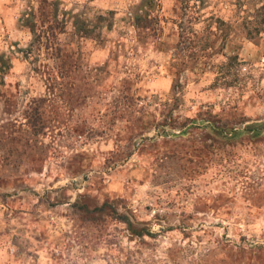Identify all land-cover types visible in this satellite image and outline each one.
I'll list each match as a JSON object with an SVG mask.
<instances>
[{
    "label": "rangeland",
    "instance_id": "374dc122",
    "mask_svg": "<svg viewBox=\"0 0 264 264\" xmlns=\"http://www.w3.org/2000/svg\"><path fill=\"white\" fill-rule=\"evenodd\" d=\"M49 1L68 22L58 40L40 0H0V114L24 122L40 98L56 113L29 162L0 172V264H106L120 247L157 264H264V0H161L153 39L133 24L141 0ZM210 16L224 21L211 34ZM76 20L100 37L80 39ZM46 44L76 62L65 79ZM80 196L122 201L155 238L83 223L70 209Z\"/></svg>",
    "mask_w": 264,
    "mask_h": 264
},
{
    "label": "trees",
    "instance_id": "16d2710c",
    "mask_svg": "<svg viewBox=\"0 0 264 264\" xmlns=\"http://www.w3.org/2000/svg\"><path fill=\"white\" fill-rule=\"evenodd\" d=\"M138 13L134 15L133 24L136 29L137 35L141 36L144 39H153L160 36L162 33V3L161 0H141L138 7ZM31 16H28V19L25 21L27 26H30L31 32L36 31L35 25L37 16L33 13ZM100 21H103V18H99ZM38 21L48 24V32L52 36V39L58 40V34H65L67 32L68 22L59 17V6L56 1L49 0H40V10ZM204 23H207L209 31L211 30L214 23L224 24V21H221L219 18L215 19L214 16L203 19ZM73 26L76 28L75 35H78L80 39H89L91 36L100 37V32H97V28H91L87 21L76 20L73 22ZM211 34V31H210ZM180 36L184 37L183 33H180ZM39 41V40H38ZM209 41V39H208ZM209 43L207 44V46ZM46 48L53 49V54L51 58L62 60L61 65H54L60 74L61 78L65 79L68 76L66 65L76 67V62H71L69 59H72V55L67 53L65 49H62L60 45L50 46L46 44ZM228 66L234 67L238 65L239 57L237 55L227 56ZM0 64L2 65V73L6 69H10L11 65L8 62V57L4 54L0 55ZM48 66V65H47ZM49 67V66H48ZM66 73V75H64ZM4 82V79L0 77V84ZM51 90H54L51 87ZM62 94V93H61ZM60 94V95H61ZM63 96V95H61ZM88 96V95H87ZM83 95V99H80V104H87L88 97ZM63 99V98H62ZM125 102L122 105L124 108H130L132 105L127 104L128 97H124ZM47 98H40L38 101H35V105L29 107L27 110L23 111L22 120L13 117L10 114V118L4 119L0 114V172L2 168L8 164L13 167L12 172L15 173L16 170L21 169L24 164L29 162V157L26 159L25 156L28 153V149L31 146L30 140L33 137L38 136L40 133H43V128L49 121H54L56 118V113L52 118L51 115L54 113V108L51 104H47ZM121 100H118V105L120 106ZM7 113V111H6ZM115 122V121H114ZM25 128V132L28 133L29 138L26 139L24 146L25 151L20 149V142L22 137H19L21 131ZM222 127H217L218 134H221ZM187 132H183L185 135ZM7 150L8 154L3 155ZM25 158V159H24ZM0 175V179H1ZM11 177V176H10ZM2 178H6L5 176ZM9 178V177H8ZM64 203H69L68 199ZM118 203L122 201H109L106 200L102 204L96 202L92 197L89 196H80L76 201L70 205V209L73 211V214L82 220L85 224H91L95 227L104 226L108 221H113L114 223H120L124 226V231H126V236L130 241L137 240L139 244L145 245V237L155 238L156 233H153L150 228L146 226V223L139 221L132 211L126 210L121 212L118 208ZM123 207V206H122ZM125 208V207H124ZM120 241L117 239V242L114 241V244H118ZM118 246H120L118 244ZM119 254L112 260H107L106 264H157L158 261L152 257L145 258L144 253L141 251H132L127 249L125 252L123 248L120 247ZM57 260H60L59 257H56ZM71 264H76V261L71 260Z\"/></svg>",
    "mask_w": 264,
    "mask_h": 264
}]
</instances>
